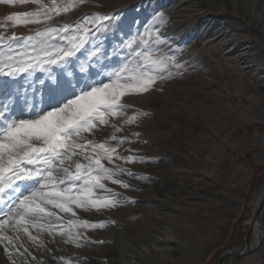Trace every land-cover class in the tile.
<instances>
[{"label":"rangeland","instance_id":"1","mask_svg":"<svg viewBox=\"0 0 264 264\" xmlns=\"http://www.w3.org/2000/svg\"><path fill=\"white\" fill-rule=\"evenodd\" d=\"M62 2L66 0H57V4ZM175 2L178 4L176 9L172 5ZM44 3L51 6L50 0H44ZM244 4L247 10L244 16L246 18L235 16L231 9L216 10L208 0H199V4L194 0H87L47 22L60 26L65 23L74 24L89 14H118L119 19L101 36V41H97L102 42L104 48L111 52L112 47L119 43L125 33L134 32L137 28L142 29L153 16H162L161 31L165 32V37L172 35L170 33H173L174 29L177 33L181 31L180 34L174 32L178 36H173L177 39H174L176 42L168 39L169 47L164 51L169 55L175 54L182 67L173 68V72L179 74L160 84L162 90L153 88L149 93L123 98V102L133 105L128 109V115H132L137 109L148 115L141 116L138 123L125 126L122 132L117 133L118 136H129L133 140L132 143L118 148L121 155L143 158V162L138 160L136 163L115 161L135 174H122L117 177L130 185L127 189L112 184L111 181L104 182L107 188L113 191L103 195L114 197L119 202L117 207L101 209L99 212L95 209L85 212L75 209L76 217L56 210L63 217L56 224L57 229L65 225L69 218L87 219L94 223L90 216L95 217L96 214H102L99 217L105 222V227L74 229L81 233V239H84L83 236L87 238L84 242L80 241L82 248L74 244H63L62 237L56 235L55 246L50 238L51 244L47 250L35 253L34 248L32 250V247L24 246L20 240L17 242L19 251L16 250L19 264H66L67 260L72 264H107L109 260H120L124 253L134 252L147 236H151L155 231L161 233L167 227L175 231V240L172 242L176 243L175 247H179L175 256L186 257L188 250L194 249L198 252L207 247L203 251L201 264H218L224 252L247 242L252 226L254 236L256 222L254 223L251 214L252 201L264 191V77L260 79V76L264 75V55L261 54V49L264 50V31L258 26L250 28L247 18L251 17L253 21L259 20L262 23L264 11L256 9L253 15V8L246 0ZM38 7L31 2L0 4V33L6 36L12 33L27 36L46 27L45 23L14 25L6 19L10 14L31 12ZM211 16L219 19V25H223L226 33L234 34L228 37L225 45L220 43L221 37L211 36L213 31L210 28L204 33L206 36L203 39L200 36L204 31V24L208 23L207 18ZM252 39L258 43L251 50L254 60L259 63L258 66L262 65L256 74H252L249 68L242 73L243 65L234 56L241 49L251 45V42L254 43ZM212 43L216 44L215 50L221 58L226 46H234L228 53L230 62L227 65L210 56ZM249 54L251 56V53ZM85 69L86 71L81 73L79 65L74 67L72 71L75 75L71 77L74 85L86 78L88 73L95 71L94 68L89 69L86 63ZM55 74L61 82L65 81L66 78L59 69ZM40 75L39 72L35 74L36 77ZM44 79H48L47 74H44ZM257 80H260L258 84ZM79 86L77 85V91ZM32 88L39 94L49 91V85H40L35 77ZM252 95L257 98L255 101L251 98ZM144 96L150 98H143ZM143 102L149 103V107L143 106ZM212 107L217 108L214 114H221L217 118L223 116L221 120L229 124H215L224 130L220 134L208 125ZM111 119L116 121V118ZM98 131V142H103L110 135L111 128L99 126ZM135 132L140 133L138 138L132 136ZM231 134L232 139L229 138ZM111 143L115 144L116 141ZM220 147L225 149L228 156L235 158L237 164L246 172L245 181L240 186H232V170L227 156H218ZM125 148L134 151L127 152L124 151ZM217 158L219 162H216ZM200 214L214 225L216 232L204 235L199 231ZM257 222H260L264 229V205L262 216L258 217ZM186 223L195 231L189 230ZM107 228L111 237L109 241L102 237V234L107 237ZM101 229L104 232H101ZM40 239L42 240L41 236ZM252 239L253 237L251 242ZM102 240L103 243L97 242ZM88 241L94 246L113 245L107 255L108 259L97 253L90 254L89 261L83 260L82 255L75 254L79 250H73L74 253L66 250L67 244L77 249H88ZM150 246V252L155 258V246ZM25 248L28 249L27 252H24ZM116 250L118 252L114 253ZM20 253L24 255L21 256ZM61 257L65 260H61ZM163 258L164 254L156 259L161 262L165 260ZM144 262L152 264L153 259L146 258ZM225 264H264V235L261 245L253 252L228 257Z\"/></svg>","mask_w":264,"mask_h":264},{"label":"snow or ice","instance_id":"2","mask_svg":"<svg viewBox=\"0 0 264 264\" xmlns=\"http://www.w3.org/2000/svg\"><path fill=\"white\" fill-rule=\"evenodd\" d=\"M29 2L39 7L6 19L14 25L45 23L46 27L27 36L0 33V244L6 242L7 250L24 234L36 247H44L40 236L47 233L53 240L60 235L64 243L82 247L81 233L74 229L103 228L105 223L69 218L57 229L63 217L56 210L76 217L75 209L117 207L114 197L103 195L113 191L104 182L127 189L130 185L117 177L135 174L115 161L143 162L142 157L120 154L118 148L133 140L117 133L148 115L139 109L128 115L133 105L123 98L143 95L153 88L162 90L160 84L179 74L173 68L182 65L175 54L164 51L169 41L161 31L162 16H153L142 29L125 33L109 52L97 41L119 19L118 14H89L74 24L55 26L47 22L87 0L60 4L50 0L51 6L44 0H0V4L9 5ZM85 63L95 71L77 81V91L72 70L79 65L84 73ZM57 69L65 76L64 82L55 74ZM33 77L40 85H49L45 106L36 100ZM20 81L26 86L16 87ZM99 126L111 128L103 142L89 138ZM132 136L138 138L140 133ZM66 264L72 262L67 260Z\"/></svg>","mask_w":264,"mask_h":264},{"label":"bare ground","instance_id":"3","mask_svg":"<svg viewBox=\"0 0 264 264\" xmlns=\"http://www.w3.org/2000/svg\"><path fill=\"white\" fill-rule=\"evenodd\" d=\"M194 1L197 4H199V0H194ZM208 1L212 4V6L216 10L226 11L227 9H231L234 12L235 16H237V15L238 16H242V17L246 16L247 10H246V8H244V5H245L244 1L245 0H208ZM246 1H247L248 5H250L253 8V11H251L253 15H254L256 9H259V11L260 10L264 11V0H246ZM155 4H156V2H155ZM172 5H173V7H175V9L178 8V4H176V2L173 3ZM259 16H260V14H259ZM244 18H246V17H244ZM247 20H248L247 21V25L250 28H252L254 26H258V27L261 28V30L264 31V22L263 21L261 23L259 20H257L256 21L257 23H256L255 21H253L251 19V17L247 18ZM207 22L208 23L204 24V31H202V33L200 35L202 39L206 36L204 33L208 30V28H210L213 31V32H211V34H212L211 36L216 35V36L221 37L220 43L224 44V45L227 43L228 37H231L232 35H234L232 33L230 34V32L226 33L225 30H223V25L222 24L219 25V19H217L216 16H211V17L207 18ZM174 32H176L175 29H174L173 33H170L172 35L168 36L169 38L167 37L173 43L176 42L174 40V39H176V38H174L175 37L174 35H176V37H178L177 34H180L181 31L180 32L178 31L179 33L176 32L177 34L174 33ZM179 37H180V35H179ZM252 45H254V46H252ZM257 45H258V43H256L255 41H254V43L251 42V45H248L246 48L241 49L240 52L235 54L234 57H236L237 60H239L241 62V64L243 65L242 73L244 72L245 69L249 68V70L252 71V74L253 73L256 74V71L259 70V68L261 67L262 64H260L259 66L257 65L259 63H256V61L254 60L255 57L252 54L253 52H251L252 48L256 47ZM193 48H194V46L192 47V49ZM210 48H211V54H210L211 57L214 56L218 61H222L221 63L222 64L224 63V65H227L230 62V60L228 58L230 56H228V53L230 52V50H232L234 48V46H231V47L230 46H226L224 48V51H222V54L224 55L222 58H221V56L217 55V52L215 50V48H216V44L215 43H212ZM261 50H262L261 54L264 55V50L263 49H261ZM249 53H251V56H250ZM246 54H249V55H246ZM247 73H249V72H247ZM262 77H264V75H261L260 79H262ZM2 79L3 78H1L0 80H2ZM258 81H260V80H257L256 84H258ZM21 85L26 86V84L24 82H22V81L16 83V87H20ZM29 96H32V92L31 91H29ZM47 96H48V93L39 94L37 92V90H36V100L41 102V106H45L46 105ZM143 98H150V97L144 96ZM251 98L254 101L257 99L254 95H252ZM139 103H142V102H139ZM148 104L143 102V106L149 107ZM152 109H154V108L152 107ZM216 109L217 108H215V107L211 108V113H210V120L211 121L210 120L208 121V125L214 130V132L220 134V133L224 132V130H222L221 126L217 127L215 124H221L222 126H228L229 124H227V123L225 124L226 121H222L221 120V118L223 116L221 118H219V119L217 118V117H220L221 114L220 115H217V113L214 114V111ZM99 136H100L99 131L96 132L95 135L89 134V138L94 139L97 142L99 141ZM106 136H108V135H106ZM232 137H233V134H231V136L229 138L232 139ZM102 139H104V138H102ZM223 155L227 156V161H228V163H229V165L231 167V170H232V180H233L232 186H240L241 184H243V181H245L244 173H246V172L239 166V164H237V161H236L235 158H233L231 156H228L227 152L225 151V149L220 147V155H218V156L222 157ZM211 157H213V155H211ZM215 160H216V162H219V158H217ZM225 192L228 193L229 191H225ZM263 205H264V191H262L261 193L256 195L255 199L252 201L251 214H252L253 220L255 219V217H261L262 216ZM100 215H102V214H100ZM100 215L96 214L95 217H94V215L90 216V219L92 217V220L94 221V223H97V221L103 222L102 220H100V218H101V217H99ZM200 216H201V222L198 225L199 226V231L202 232L204 235L216 232V229L214 228V225L212 223H210V221L207 218H205L204 215L200 214ZM255 221H256V230L254 232L255 234H254L253 239H252L253 242H250V244L248 246H246V248H251L252 249V248H255V247L261 245V242H262V239H263V235H264V229H263L262 225L260 224V222H257V220H255ZM186 226L189 228V230H192L193 232L195 231V229H193L189 224L186 223ZM30 231H32L33 234L36 233V231L34 229H30ZM100 231L104 232L102 229ZM105 231H106L107 237L105 235H103V234H102V237H104L108 241L111 240V237H110V235L108 233V228ZM199 231L197 232L198 234H199ZM174 233H175V231L172 230L169 227H167V229L163 230L161 233H158L157 231H155V232H153V234L151 236H147V238L145 240L141 241L140 242V246L136 247L134 252H131V253L129 252L128 253L129 255L124 253L122 258H120V260H116V261L109 260L108 263L106 261L105 262L107 264H145L144 260H146V258H148V259H153V262H151L152 264H158V263H160V264H166V263L167 264H169V263H171V264H201V258L204 256V252L203 251H205L207 249V247L205 249H202L201 251H198V252H196V250L194 251V249L188 250L187 251L188 256H186V257H181L180 258L178 256H175L176 252H177V249L179 247H175L174 245H176V243L172 242L173 240H175ZM8 235H12V233L9 232ZM41 237H42V241L44 242L45 246L38 248L34 244H32L31 241H29L27 239L26 235L21 234V238H22L21 240L24 243V246L28 245L29 248L32 247V250L34 248V252L35 253H37L40 250H47V248L51 244L49 242V239L52 238L51 236H49V235L44 233V234L41 235ZM104 240H102V241H104ZM80 241L84 242L85 239H81ZM61 242H63V241H61ZM56 243H58V242H56ZM87 243L89 245L88 249H77V248H73V245H68L67 244L66 250L67 251L68 250L69 251L79 250L75 254H79V256L82 255L83 260L87 259L89 261L90 260L89 259L90 254L99 253V254H103V256L105 258H107V255H109V250L113 248V245H108V244L104 245V247H103L102 245L94 246L91 241H88ZM63 244H64V242H63ZM150 244H153L155 246V252H156V257L155 258H154V256H152V254L150 252V250H151ZM17 245H19V244H17V242H14L13 245L7 246V250H6V242H5V244H0V264H12L13 260L15 261V264H19V260H18L19 258H17V253H16ZM53 245L55 246V241L54 240H53ZM189 245L193 246L192 244H189ZM83 248H85V247H83ZM113 252L115 253V252H118V251L116 250V251H113ZM73 253H74V251H73ZM9 254H10V256H8ZM134 254H136V255H134ZM163 254H164V258H165L164 261L161 260V262H160V259L159 260L156 259V258H161V255H163ZM95 257H96V255H95ZM162 261H163V263H162ZM92 264H94V263H92Z\"/></svg>","mask_w":264,"mask_h":264},{"label":"water","instance_id":"4","mask_svg":"<svg viewBox=\"0 0 264 264\" xmlns=\"http://www.w3.org/2000/svg\"><path fill=\"white\" fill-rule=\"evenodd\" d=\"M257 219H258V217H255L254 223L256 222L255 220H257ZM252 237H253V226H252V230L250 232V236H249V239L247 240V242L245 244L237 247V248H234V249H231V250L224 252L220 257L218 264H225V260L228 257H234V256L249 254V253L253 252L258 246L255 248H252V249L246 248V246H248L250 244Z\"/></svg>","mask_w":264,"mask_h":264}]
</instances>
